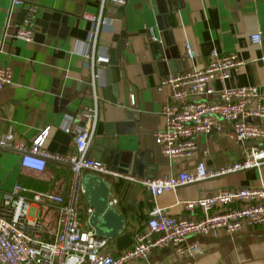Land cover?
<instances>
[{"label": "crops", "instance_id": "0c3cea01", "mask_svg": "<svg viewBox=\"0 0 264 264\" xmlns=\"http://www.w3.org/2000/svg\"><path fill=\"white\" fill-rule=\"evenodd\" d=\"M22 2L12 9L8 33L17 27V18L26 4H31L35 7L31 22L33 39L23 42L7 36L3 42L0 64L11 68V79L0 90V138L9 134L13 140L29 144L47 129L43 149L51 154L69 155L74 150V136L63 128L68 125L72 130L82 125L78 117L84 107L92 104L93 92L97 122L86 153L90 159L103 161L119 172L125 166L127 176L135 180L190 171L196 163H202L211 175L156 198L139 183L102 179L109 187V201L124 220L122 233L132 239L154 207L171 217L197 219L200 210L186 211L183 202L206 198L218 189L264 186V166L218 174L242 161L249 145L234 142L228 124L223 121H217L209 134L195 138V153L186 161H170L153 141V134L163 126L161 106L170 102L169 88H158L159 82L201 70L212 50L219 55H236L241 61V65L230 70L227 80L213 83L214 89L254 86L264 94V3L254 0H126L123 5L105 2L102 11L105 24L98 30L94 48L93 66L98 76L92 91L87 56L95 28L90 19L98 14L99 0ZM9 6V0H0V32ZM47 16L56 18L51 24L54 28L41 34L37 22L47 23ZM255 33L260 34L259 44L250 42V36ZM186 48L194 52L193 59L187 58ZM113 51L119 55L114 92L107 90V81L113 78L108 70ZM169 61L177 64L172 72L162 66V62ZM138 164H141L137 170L140 175H131L133 165L136 168ZM67 181L65 165L48 161L42 172L24 170L18 165L16 152L0 148V200L15 183L34 191L58 194L65 192ZM79 205L85 222L88 207L82 196ZM55 216V206H47L41 221L51 226ZM87 228L90 229L88 225ZM188 241L198 246L197 253L178 256L171 249H163L145 260L126 264H264V230L260 228L233 235L221 232L216 237L195 235ZM121 247L111 239L104 252L117 256L125 250Z\"/></svg>", "mask_w": 264, "mask_h": 264}, {"label": "built area", "instance_id": "2783aa9c", "mask_svg": "<svg viewBox=\"0 0 264 264\" xmlns=\"http://www.w3.org/2000/svg\"><path fill=\"white\" fill-rule=\"evenodd\" d=\"M5 20L0 32V55L7 36L31 42V22L35 7L26 4L25 13L17 27L8 33L12 9L22 0H9ZM126 0H99L97 16L90 20L95 28L91 35V52L87 56L90 86L97 78L94 71V48L100 26L105 24L102 11L105 2L123 5ZM264 3V0H254ZM151 40L155 38L151 36ZM252 44L260 43V34L250 36ZM188 59L194 52L186 48ZM241 65L236 55H219L212 50L201 70H191L162 79L158 88L170 90V102L161 106L163 126L153 134L154 143L170 161H186L193 157L195 138L209 134L217 121L228 124L231 138L237 144L248 143L242 161L218 172L227 174L264 166V94L254 86L214 89L213 83H223L230 70ZM11 68L0 64V90L10 83ZM214 97V98H213ZM90 106L84 107L78 119L82 125L64 132H72L74 150L61 156L43 149L47 129L42 130L29 144L13 140L11 135L0 138V148L10 149L18 155L21 169L42 172L48 161L67 166L68 181L64 193L34 191L18 183L5 192L0 200V264H126L142 261L152 253L171 249L176 255H193L198 246L189 242L191 236L216 237L238 234L251 228L264 230V186L255 188L218 189L206 198H196L182 203L186 211L198 209L200 217L180 218L166 215L158 208L148 211L145 225L131 239V245L117 256L104 252L108 240L98 238L87 228L80 212L83 173L101 179L118 178L141 184L153 198L172 192L185 185L207 179L202 163L190 171L174 175L135 180L122 171L110 168L105 162L90 159L86 153L94 135L97 122V102L91 93ZM76 121L73 119V122ZM217 174V173H216ZM215 174V175H216ZM111 203V202H110ZM112 204V203H111ZM55 206L56 216L51 226H45L41 217L43 209ZM89 209L85 210L86 217Z\"/></svg>", "mask_w": 264, "mask_h": 264}, {"label": "water", "instance_id": "95a60500", "mask_svg": "<svg viewBox=\"0 0 264 264\" xmlns=\"http://www.w3.org/2000/svg\"><path fill=\"white\" fill-rule=\"evenodd\" d=\"M25 10H22L17 18V23L19 24ZM56 21L54 16H47V23L43 21H38L37 25L40 28L41 34L46 33L47 29H53L51 25ZM119 55L118 52L113 51V55L110 56L108 60V70L112 72L113 78H109L107 81V90L113 91L115 88V83L117 81L118 68L117 61ZM164 60V58H163ZM165 61V60H164ZM180 65H183L180 62ZM162 66H165L170 72L173 69H177L176 62H162ZM140 163V162H139ZM140 165L135 168L133 165L131 175H140L137 172L140 169ZM122 172L126 173L127 169L123 166ZM141 171V170H140ZM82 185V197L85 199L87 207L89 209V214L87 217V225L93 231L95 236L98 238H103L106 240L114 239L116 244L122 246L120 249H126L131 245V238L127 233H122L124 227V220L115 211L113 205L109 201V187L107 184L98 176L94 174H85L81 180ZM122 243V245H121Z\"/></svg>", "mask_w": 264, "mask_h": 264}]
</instances>
